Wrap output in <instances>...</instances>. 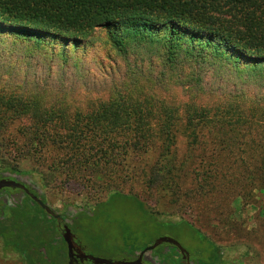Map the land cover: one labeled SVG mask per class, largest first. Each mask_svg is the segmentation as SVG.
<instances>
[{
	"label": "rangeland",
	"instance_id": "rangeland-1",
	"mask_svg": "<svg viewBox=\"0 0 264 264\" xmlns=\"http://www.w3.org/2000/svg\"><path fill=\"white\" fill-rule=\"evenodd\" d=\"M88 40L90 45L83 43L77 52H67L80 54V65L75 63L68 71L69 80L72 77L77 84L62 78L64 90L79 96L77 100L106 96L107 86L126 74L121 67L103 78L96 66L99 60L109 63L104 39L99 35ZM16 41L0 33V48L14 47ZM21 43L29 50L46 52L55 63L62 61L52 57L57 50L49 41ZM210 48L212 55L204 63L185 70L192 75L194 86L184 83L182 76L180 85L170 84L178 80L173 70L163 71L161 61L151 55L154 66L150 72L167 83L158 91L160 99L171 106H184L198 92V101L210 105L211 98L218 95L219 104H232L230 116H235L226 121L213 119L192 152H188L184 136L178 135L175 163L185 159L192 163L183 170L182 196L176 205L157 203L160 144L152 137L143 147L135 143L103 151L92 141L75 159L68 158L61 145L30 144L26 123L14 120L0 135V178L26 184L61 215L84 252L94 257L132 260L157 239L167 237L188 252L190 264H264V117L253 127L245 118H236L240 109L249 106L264 109V60L252 63L231 58L222 63L218 55L225 48ZM145 49L151 50L149 46ZM83 67L94 74L81 76ZM65 69L52 66L55 82ZM88 99L83 102L85 107ZM181 116H174L177 122L183 120ZM123 141L119 139L118 144ZM246 184L251 185L250 190L244 188ZM5 189L0 193V207L8 206L0 211V264H66L67 247L58 221L43 215L22 192ZM197 192L207 202L190 198ZM3 232L18 234L22 243L4 238ZM85 264L93 263L87 260ZM144 264H186V260L174 246L163 243L145 253Z\"/></svg>",
	"mask_w": 264,
	"mask_h": 264
},
{
	"label": "trees",
	"instance_id": "trees-1",
	"mask_svg": "<svg viewBox=\"0 0 264 264\" xmlns=\"http://www.w3.org/2000/svg\"><path fill=\"white\" fill-rule=\"evenodd\" d=\"M0 33L18 40L14 47L0 48V135L18 120L26 123L30 144L61 145L68 158L75 159L92 141L103 151L135 143L143 147L155 138L160 144L157 203L176 205L182 196L183 170L192 163L187 159L175 163L178 135L184 136L192 152L213 119L226 121L235 116H230L232 104H219L218 95L210 105L198 101V92L184 106H171L160 99L158 91L167 83L150 72L154 66L151 55L161 61L163 71L173 70L178 78L169 82L173 85H180L182 76L184 83L194 86L192 75L185 70L204 63L212 55V46L225 48L220 54L227 55H218L222 63L231 58L260 63L264 60V0H0ZM96 34L104 39L109 61L99 60V74L107 78L121 67L126 74L107 86L106 96L77 100L79 96L64 90L62 78L77 84L74 78L69 80L68 71L75 63L80 65V54L67 52H77L83 43L90 45L88 39ZM25 40L49 41L57 50L52 57L62 61L55 63L46 52L29 50L21 43ZM53 65L66 66V72L57 76L60 83L53 80ZM79 73L94 71L83 67ZM178 113L183 119L179 122L174 117ZM238 117L253 127L264 117V109L249 106L240 109ZM121 138L124 141L118 144ZM244 188L250 190L251 185ZM190 198L207 202L200 192ZM7 207L4 204L0 211ZM2 236L22 243L16 233L3 232Z\"/></svg>",
	"mask_w": 264,
	"mask_h": 264
},
{
	"label": "water",
	"instance_id": "water-1",
	"mask_svg": "<svg viewBox=\"0 0 264 264\" xmlns=\"http://www.w3.org/2000/svg\"><path fill=\"white\" fill-rule=\"evenodd\" d=\"M4 188L18 189L23 191L33 202H35L50 217L54 218L58 222L62 219L60 214L56 213L52 208H50L47 204H45L38 196H36L33 192H31L24 183H21L16 179L2 178L0 179V190ZM61 237L64 243L66 244L67 252L69 256L72 253L73 249H77V253H78L77 256L81 261L90 260L93 264H142L143 255L148 251L154 250L157 246L163 243L172 245L176 249H178L180 254L182 255V259H185L186 263L190 264L188 252L180 245L179 242H177L175 239L172 238L162 237L157 239L152 245L145 247L139 253L138 257L135 260L110 261L107 259H101L86 254L84 250L74 242V235L71 232V229L67 225H64L61 233Z\"/></svg>",
	"mask_w": 264,
	"mask_h": 264
},
{
	"label": "flooded vegetation",
	"instance_id": "flooded-vegetation-1",
	"mask_svg": "<svg viewBox=\"0 0 264 264\" xmlns=\"http://www.w3.org/2000/svg\"><path fill=\"white\" fill-rule=\"evenodd\" d=\"M0 179H2V178H0ZM8 179H12V178H8ZM26 185V184H25ZM27 186V185H26ZM9 189V188H8ZM3 190H5V188L4 189H1L0 191H3ZM12 190H18V189H12ZM31 191V190H30ZM23 192V191H22ZM24 193V192H23ZM57 226H58V228H59V230H60V232L62 233V230H63V227H64V224H63V220H60L58 223H57ZM71 232H72V230H71ZM73 233V232H72ZM73 235H74V242L76 243V244H78L79 246H80V248H82L83 249V247L81 246V244H80V242L77 240V236L73 233ZM84 250V249H83ZM142 251V250H141ZM140 251V252H141ZM77 249H73L72 250V253L70 254V256L68 255V252H67V259H66V264H85V262L87 261V260H84V261H81L79 258H78V256H77ZM139 255V254H138ZM138 255H137V257H138ZM145 255V254H144ZM144 255H143V258H142V264H144ZM136 257V258H137ZM136 258H134V259H132V260H135ZM132 260H129V261H132ZM187 264V263H186Z\"/></svg>",
	"mask_w": 264,
	"mask_h": 264
}]
</instances>
